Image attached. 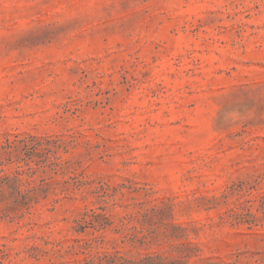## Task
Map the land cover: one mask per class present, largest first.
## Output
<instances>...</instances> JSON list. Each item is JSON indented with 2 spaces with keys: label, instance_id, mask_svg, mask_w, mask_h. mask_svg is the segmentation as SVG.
Returning a JSON list of instances; mask_svg holds the SVG:
<instances>
[{
  "label": "rangeland",
  "instance_id": "obj_1",
  "mask_svg": "<svg viewBox=\"0 0 264 264\" xmlns=\"http://www.w3.org/2000/svg\"><path fill=\"white\" fill-rule=\"evenodd\" d=\"M0 264H264V0H0Z\"/></svg>",
  "mask_w": 264,
  "mask_h": 264
},
{
  "label": "trees",
  "instance_id": "obj_2",
  "mask_svg": "<svg viewBox=\"0 0 264 264\" xmlns=\"http://www.w3.org/2000/svg\"><path fill=\"white\" fill-rule=\"evenodd\" d=\"M106 256H107V254L104 255V257H106Z\"/></svg>",
  "mask_w": 264,
  "mask_h": 264
}]
</instances>
